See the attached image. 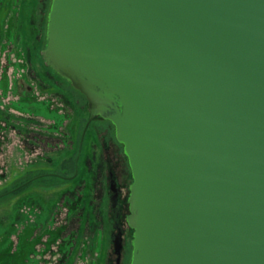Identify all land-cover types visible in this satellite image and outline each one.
Returning <instances> with one entry per match:
<instances>
[{
  "label": "water",
  "instance_id": "water-1",
  "mask_svg": "<svg viewBox=\"0 0 264 264\" xmlns=\"http://www.w3.org/2000/svg\"><path fill=\"white\" fill-rule=\"evenodd\" d=\"M41 54L89 109L75 174L48 175L76 178L91 123H112L130 264H264V0H52Z\"/></svg>",
  "mask_w": 264,
  "mask_h": 264
},
{
  "label": "rangeland",
  "instance_id": "rangeland-1",
  "mask_svg": "<svg viewBox=\"0 0 264 264\" xmlns=\"http://www.w3.org/2000/svg\"><path fill=\"white\" fill-rule=\"evenodd\" d=\"M51 2L0 0V240L11 245L1 264H117L109 167L124 197L133 177L112 123H91L76 178L48 175L75 174L89 118L86 98L41 54ZM122 221L121 264H130L132 235Z\"/></svg>",
  "mask_w": 264,
  "mask_h": 264
},
{
  "label": "flooded vegetation",
  "instance_id": "flooded-vegetation-1",
  "mask_svg": "<svg viewBox=\"0 0 264 264\" xmlns=\"http://www.w3.org/2000/svg\"><path fill=\"white\" fill-rule=\"evenodd\" d=\"M97 119H99V118H97ZM107 147H109V146H107ZM44 175H47V174H44ZM112 183L115 184V186L118 190V202H117V205L115 208L113 207V204L111 201V197L114 195V193L111 191ZM109 188L111 191L110 192V201H111V207H112V212H113V217H114L113 223H112V227H113L112 236H113V234L118 233V230L115 229L114 226L121 225V230L123 233V250H124L125 227H124L122 220L124 219L126 221L127 215L129 214V204H128L129 194L124 197V195H125L124 194V188L122 187V185L119 181L118 175L112 166L109 167ZM127 208H128V213H126ZM126 223H127V221H126ZM130 231H131V229H130ZM131 235H132V231H131ZM131 241H132V239H131ZM123 250H122V254H123ZM121 260H122V257H121ZM116 261H117V259H116ZM120 264H121V262H120Z\"/></svg>",
  "mask_w": 264,
  "mask_h": 264
},
{
  "label": "trees",
  "instance_id": "trees-1",
  "mask_svg": "<svg viewBox=\"0 0 264 264\" xmlns=\"http://www.w3.org/2000/svg\"><path fill=\"white\" fill-rule=\"evenodd\" d=\"M45 44H46V41H45ZM74 165H75V163H74ZM79 166H80V164H79ZM24 183V182H23ZM23 183H21V184H19L18 186H17V188L18 187H20ZM21 189H23V188H21ZM9 194H11V193H9ZM13 194V193H12ZM7 195V194H6ZM57 237V234L55 233V238ZM54 238V239H55ZM54 239H51V241L50 242H53L54 241ZM8 240H9V238H4V239H2V240H0V264L2 263V258L6 255V254H8L9 252H10V250H11V245L9 244V242H8Z\"/></svg>",
  "mask_w": 264,
  "mask_h": 264
}]
</instances>
